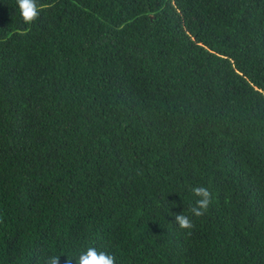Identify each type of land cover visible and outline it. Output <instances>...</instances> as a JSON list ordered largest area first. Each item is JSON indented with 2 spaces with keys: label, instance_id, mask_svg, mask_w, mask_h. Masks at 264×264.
<instances>
[{
  "label": "trees",
  "instance_id": "obj_1",
  "mask_svg": "<svg viewBox=\"0 0 264 264\" xmlns=\"http://www.w3.org/2000/svg\"><path fill=\"white\" fill-rule=\"evenodd\" d=\"M36 2L0 0V264H264V0Z\"/></svg>",
  "mask_w": 264,
  "mask_h": 264
},
{
  "label": "clouds",
  "instance_id": "obj_2",
  "mask_svg": "<svg viewBox=\"0 0 264 264\" xmlns=\"http://www.w3.org/2000/svg\"><path fill=\"white\" fill-rule=\"evenodd\" d=\"M16 2L20 15L26 24H30L37 19L40 8L36 0H16ZM192 192L199 199L196 200L195 205L189 207V211L193 216L200 217L207 211L211 203V193L207 188L201 186L194 187ZM175 222L181 229L191 230L195 226L189 216L184 214H177L175 216ZM187 234L191 235V232L189 231ZM59 257L57 255H51L49 257L51 264H58ZM65 257L67 258L66 264H71L73 260L76 261V264H115L114 255L98 249L95 246H88L73 257Z\"/></svg>",
  "mask_w": 264,
  "mask_h": 264
}]
</instances>
